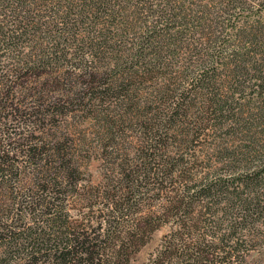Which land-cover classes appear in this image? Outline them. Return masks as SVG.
Listing matches in <instances>:
<instances>
[{"label":"trees","instance_id":"trees-1","mask_svg":"<svg viewBox=\"0 0 264 264\" xmlns=\"http://www.w3.org/2000/svg\"><path fill=\"white\" fill-rule=\"evenodd\" d=\"M243 1L0 0V213L7 207L2 201L3 196L9 191L18 193L13 192L18 185L23 202L29 207L37 206L35 202H38L40 205L45 203L50 208L45 221L47 230L41 227L30 228L23 240L27 245L20 243L17 233L8 226L3 228L0 232V264H12L13 255L20 248L25 249V246L30 250L19 264H131L129 256L123 251L130 246H138L139 240L136 237L120 238L121 245L116 255L106 259V252H100L102 247L99 245V238L94 240L75 232V225L64 212L65 178L72 176L66 172L73 171L68 154L63 155L66 144L60 140L55 142L54 137H49L47 122L54 124L53 120L65 114L63 110L68 109L69 105H76V102H80L78 106H95V98L91 93L96 91L97 101L104 100L102 103L106 104L111 99L109 93L112 90L123 96L125 91L155 81L162 75L180 73L176 71L174 64L180 54L190 56L187 68L181 70V78L186 82H189L188 79L193 74L191 84L209 83L210 80L218 83L216 69L201 70L202 66L197 63L193 54L195 50L187 42L194 41L196 37L199 42L213 41L209 37H215L218 32L222 13L237 4L236 10H239L243 4H247ZM194 7L202 9L199 11L200 17L194 16ZM255 40L257 41L256 38ZM235 51L231 55L235 56L226 62V65L233 63L235 66L230 83H237L242 76H250L252 68L257 67L245 63L247 60L239 54L240 51ZM196 53L198 55L199 52ZM197 71H200L199 76L195 75ZM28 88H34V92ZM65 90L66 94L61 95ZM180 90L173 88L167 91L173 96L172 102L175 104L184 99L177 96ZM59 94L61 96H57ZM30 97V102H35L40 107L26 104ZM229 102V98L223 99L220 94L215 93L212 101L198 111L209 112L216 121L222 123V119H228L232 115L226 105ZM261 102L257 110L259 116L254 115L259 118L264 117V100ZM47 103L51 107L54 103V106L50 108ZM58 105L62 106L57 107ZM145 105L149 119L141 121L142 130L137 135L142 142L139 143L142 145L137 156L139 159L133 160V165L131 160L129 165L124 164L122 178L125 182L118 183L111 194L113 203L109 209L121 211L123 219L129 217L141 198L146 196L149 183H160L169 177V172L174 173L171 171L172 165L181 161L176 160L171 165L167 154L160 153L167 145L172 117H164L161 105ZM181 105L180 103L179 109L182 108ZM54 108L57 110H53ZM185 113L187 116L191 115ZM236 117L237 113L233 119L237 125L251 124L252 118L238 121ZM8 125L13 130L11 134L5 130ZM23 125L26 126L25 130L14 132V128ZM221 126L223 125H219ZM31 128L32 130L27 131ZM5 131L8 132L6 136ZM31 131H41L44 135H26V132ZM11 135H16L17 138ZM113 139L114 145L107 146L112 147L108 149L109 157L118 147L116 139ZM249 141L250 144L246 147L232 152L231 162L249 168L261 157L262 146L259 141L253 136ZM16 143L23 146L22 160L26 167L31 166V170H35L40 163L44 167L43 192L46 194L42 201H37L33 188L23 185L25 180L20 177L18 156L10 150ZM185 171L187 170L184 169L183 173ZM240 182L239 185H233L206 177L201 180V185H194L193 189L188 186L187 193L180 196L177 202L167 201V212L181 210L182 205L186 206V197L195 195L212 203L216 196H225L231 190L238 191L237 196L241 191L237 202L231 206L233 209H242L247 214L251 211L258 213L259 209L264 211V166L246 174ZM190 190H194V195L188 194ZM182 226L183 229L187 228V223L182 222L181 228ZM108 234L109 240L118 238L113 236L115 233ZM183 236H180L181 240ZM105 240L104 238L103 241ZM175 241L162 251L154 264H178L176 259H185L183 261L186 264H227L236 259V252L239 253V248H235L234 251L225 252L226 255L220 261L213 257L210 260L211 248L204 240L187 244L183 251L176 247Z\"/></svg>","mask_w":264,"mask_h":264},{"label":"rangeland","instance_id":"rangeland-1","mask_svg":"<svg viewBox=\"0 0 264 264\" xmlns=\"http://www.w3.org/2000/svg\"><path fill=\"white\" fill-rule=\"evenodd\" d=\"M243 2L247 3L242 5L243 8L241 6L236 10L239 1L237 5L222 13L218 22V32L215 37H209L214 39L213 41L199 42L196 37L194 41L187 42L195 50L193 54L197 63L201 64V70L216 69L218 83L210 80L209 83L191 84L193 74L188 79L189 82H186L181 78V70L187 68V59L190 56L180 54V58L174 62L176 71L180 73L162 75L155 81L125 91L123 96L112 90L113 93H109L111 99L106 104L102 103L104 100L97 101L96 91L91 93L95 98V106L85 104L78 106L80 102H76V105H69L68 109H64L65 114L57 116L53 120L54 124L47 122L49 137H54L55 142L60 140L66 144L63 155L68 154L73 171L66 172L72 176L65 178L64 212L75 225L76 233L94 240L100 239L99 245L102 247L100 252H106V259L116 255L121 245L120 238L134 236L137 241L139 240L138 246H130L123 251L127 257L129 256L131 264H154V260L174 240L176 247L182 251L186 249L187 244L204 240L211 248L210 260L214 258L220 261L226 255L225 252L239 248L236 259L227 264H264V211L259 209L258 213L251 211L247 214L242 209L239 211L233 209L231 206L237 202L241 191L237 196L238 191L231 190L225 196H216L211 203L209 200L205 202L196 197L194 190H190L188 194L194 196L186 197L184 200L186 206L182 205L181 210L167 212V201L177 202L180 196L187 193L188 186L193 189L194 185H201V180H205L206 177L212 181L222 180L239 185L246 174H251L264 166V117H257L258 107L264 100V0ZM211 6L213 8V4ZM194 9L196 11L194 16L200 17L199 11L202 9L197 7ZM235 50L244 56L247 60L245 63L257 67L252 68L250 76H242L237 83H230L233 79L232 69L235 66L233 63L226 65V62L235 56V54L231 56ZM196 52H199L198 55ZM199 73L200 71H197L195 75L199 76ZM260 84L262 86H259ZM173 88L181 89L177 96H182L184 103L182 99L177 104L172 102L173 96L167 91ZM28 90L34 92V88ZM215 93L220 94L223 99L229 98L230 101L225 104L232 115L228 119H222V123L216 121L213 114L198 111L212 101ZM65 94L66 90L61 93ZM161 96H164L163 100ZM27 101L29 103L26 104L40 107L35 102H30L31 97ZM180 103L182 108L179 109ZM145 104L154 107L161 105L164 117L169 115L172 117L167 145L160 153L167 154L171 165L176 160L181 161L172 165L171 171L174 173L169 172L171 174L169 177L160 183L151 181L146 196L141 198L129 217L123 219L121 211L114 212L109 209L113 203L111 194L118 183L125 182L122 178L124 164L129 165L131 160L133 165V160L139 159L137 156L142 149V145L139 144L142 142L138 140V134L142 130L141 121L149 119ZM184 111L191 115L187 116ZM52 113L53 111L50 115ZM236 113L238 121L252 118L251 124L237 125V122L233 121ZM38 124L40 125L39 122ZM245 126L248 127L245 129ZM14 129L16 130L14 132L19 133L25 130L26 126ZM5 130L9 132L5 131V136L13 132L9 125ZM29 130L32 128L27 129ZM34 133L39 137L44 135L41 131L26 132V135L32 136ZM11 136L17 138L16 135ZM252 136L262 146L259 155L261 157L249 168L231 162L232 152L249 145V138ZM113 138L116 139L118 147L109 157L108 149L112 147L107 146L114 145ZM10 150H13L12 154L18 156L20 177L25 180L23 185L33 188L37 201H42L46 194L43 192L45 173L43 165L40 163L35 170H31V166L26 167L22 160L23 146L18 143ZM184 169L187 171L183 173ZM19 187L20 185L13 189V192L18 193L9 191L2 198L7 207L0 213L2 218L0 232L8 226L17 233L19 242L23 243L30 228L41 227L47 230L45 221L50 208L45 203L40 205L38 202H35L37 206L29 207L23 202ZM173 198L176 200H172ZM182 222L187 223V228L183 229V226L181 228ZM108 233H115L113 236L118 238L109 240ZM182 235L184 236L181 240ZM28 250H30L28 246L17 250L13 255L12 264H19V261L26 258ZM183 260L185 259H176V262L186 264Z\"/></svg>","mask_w":264,"mask_h":264}]
</instances>
